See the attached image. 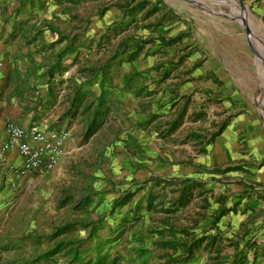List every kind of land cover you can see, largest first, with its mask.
<instances>
[{"label": "rangeland", "instance_id": "1", "mask_svg": "<svg viewBox=\"0 0 264 264\" xmlns=\"http://www.w3.org/2000/svg\"><path fill=\"white\" fill-rule=\"evenodd\" d=\"M0 15L21 57L57 58L88 79L84 105L107 100L46 173L0 165V264H75L74 248L172 264L200 236L181 264H264V0H0ZM177 172L197 183L165 213Z\"/></svg>", "mask_w": 264, "mask_h": 264}, {"label": "crops", "instance_id": "2", "mask_svg": "<svg viewBox=\"0 0 264 264\" xmlns=\"http://www.w3.org/2000/svg\"><path fill=\"white\" fill-rule=\"evenodd\" d=\"M9 28L8 19L0 15V143L6 139L5 122L7 120L16 122L24 128L37 126L45 127L46 130L70 131L72 126L77 123V114L81 109L84 110L83 99L74 115L68 113L73 97V86L82 80L73 73L66 76L65 70H62L57 76H48L46 71L51 65L59 64L61 68L66 66L57 58H49L47 62L44 60L38 64L35 63L33 56L32 59L21 57V50L7 38ZM40 69H42L41 71L45 70L40 74ZM67 82L71 84L70 90L67 89L69 93L63 94L58 91V84ZM102 121L104 122L103 119ZM86 122L87 119L79 121L82 123L79 126L82 134ZM253 127H255L254 123L251 125V128ZM92 135L81 140H88ZM69 140L71 139L68 138L67 132L62 150ZM19 164L20 157L15 151L6 152L4 159L0 160V165L4 169ZM176 175H178L176 176L177 180L183 179L182 173L177 172ZM141 252L145 253L146 250ZM107 258H110L111 264L114 257L111 254L108 257L107 254Z\"/></svg>", "mask_w": 264, "mask_h": 264}, {"label": "trees", "instance_id": "3", "mask_svg": "<svg viewBox=\"0 0 264 264\" xmlns=\"http://www.w3.org/2000/svg\"><path fill=\"white\" fill-rule=\"evenodd\" d=\"M90 69V68H88ZM93 69V68H92ZM63 70V68H61L59 66V64H54L51 65L47 71L46 74L48 76H54V74H56V72L58 71V73H60ZM87 68H83L81 69V71H86ZM104 75V71H101V76ZM86 81V82H85ZM83 82H78V84L74 85L73 87V97L71 99V104L70 107L68 109V113H72V115H74L77 112L78 107L81 104V101L83 99H85V96L87 95V90H86V85H88V79H86ZM93 105V110L90 112V116L87 118V122L85 124V128L82 134V138L86 139L87 137H89L90 135H92L99 127V124L102 122L103 116L105 115V112L107 109H105L106 104H107V100L104 98V91H102V94L98 95L95 98L94 102H88L87 104L84 105V111H87L91 105ZM158 182H160V180H157ZM179 186H181L178 196L175 199H172L171 202L169 203V207L167 208H162V211L165 213H170L172 214L173 211H175V208L179 207V206H185L186 205V199H184V193L187 191L190 193V190L195 186V184L197 183V181L195 179L192 178H183L180 180H177ZM166 183V182H165ZM154 185V184H152ZM131 194L129 192H124V194H122V196H119V198H117L115 200V203L118 202L119 205H123L125 204L129 198H130ZM152 198H154V196L149 195L147 196V202H146V208L150 209L151 208V200ZM87 204V200L86 199H82L81 203L78 204L79 207H83ZM216 217V216H215ZM169 223H167L168 228L171 227V225H168ZM87 224H84V226H86ZM169 228V229H170ZM168 229V230H169ZM92 235V233L90 234ZM202 241V236H200L199 238H195L193 241L188 242L187 244L183 243L182 245L184 246L183 249V255L182 256H173V257H169L170 261L172 262V264H181V262L183 261H187V257H189L191 255V250L192 247L196 244H199ZM82 243L85 242L84 240L81 241ZM71 242H68V244H70ZM143 251V250H142ZM53 254V251H48V252H44L42 253L39 259H48L51 255ZM187 255V256H186ZM72 260L75 261L74 263L76 264H100L102 261L101 257H98L97 259L91 260L90 258L87 259H82L79 260L78 256H77V249L74 248L73 251V255H72ZM115 262V259L112 258V263ZM111 263V264H112Z\"/></svg>", "mask_w": 264, "mask_h": 264}, {"label": "built area", "instance_id": "4", "mask_svg": "<svg viewBox=\"0 0 264 264\" xmlns=\"http://www.w3.org/2000/svg\"><path fill=\"white\" fill-rule=\"evenodd\" d=\"M6 139L0 143V160L8 151H15L20 157V164L11 166L14 175L35 172L44 174L60 156L66 131L46 130L32 126L24 128L7 120L5 122Z\"/></svg>", "mask_w": 264, "mask_h": 264}, {"label": "water", "instance_id": "5", "mask_svg": "<svg viewBox=\"0 0 264 264\" xmlns=\"http://www.w3.org/2000/svg\"><path fill=\"white\" fill-rule=\"evenodd\" d=\"M236 2H237V0H236Z\"/></svg>", "mask_w": 264, "mask_h": 264}]
</instances>
